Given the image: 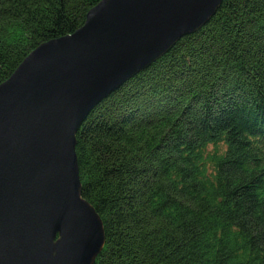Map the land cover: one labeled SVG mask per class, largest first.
<instances>
[{
	"label": "trees",
	"instance_id": "trees-1",
	"mask_svg": "<svg viewBox=\"0 0 264 264\" xmlns=\"http://www.w3.org/2000/svg\"><path fill=\"white\" fill-rule=\"evenodd\" d=\"M99 0H0V84ZM264 0H223L76 135L94 264H264Z\"/></svg>",
	"mask_w": 264,
	"mask_h": 264
},
{
	"label": "water",
	"instance_id": "water-1",
	"mask_svg": "<svg viewBox=\"0 0 264 264\" xmlns=\"http://www.w3.org/2000/svg\"><path fill=\"white\" fill-rule=\"evenodd\" d=\"M223 0H99L0 84V264H94L105 235L82 198L77 132L129 79L201 30Z\"/></svg>",
	"mask_w": 264,
	"mask_h": 264
}]
</instances>
